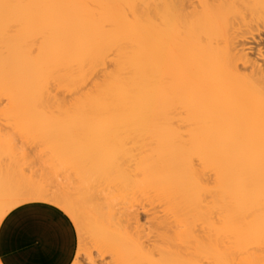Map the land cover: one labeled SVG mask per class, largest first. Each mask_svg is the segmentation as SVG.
<instances>
[{"label":"snow or ice","instance_id":"6c2138e0","mask_svg":"<svg viewBox=\"0 0 264 264\" xmlns=\"http://www.w3.org/2000/svg\"><path fill=\"white\" fill-rule=\"evenodd\" d=\"M0 7L54 10L56 14L43 17L41 23L53 30L88 35L99 24L95 10L117 6L86 0H33ZM120 7L138 10L135 17L131 13L127 16L132 25L142 19L139 9L155 10L150 15L158 28L146 44L141 61L150 66L155 80L163 85V92L178 95L204 129L199 147L191 149L182 162L185 183L204 189L206 194L201 198L211 207L219 191V176L213 173L217 179L214 184L202 172L211 171L212 161L227 164L254 159L258 150L264 201V42L259 58L246 54L242 50L246 39L243 30L232 37L233 21L222 16L218 10L224 6L212 0L197 5L162 0ZM238 22L243 24L242 20ZM226 25L228 36L232 37L227 53L219 38ZM103 28L111 31L108 23ZM261 32L264 35V25ZM90 51L94 52V48ZM69 52L67 47L54 52L51 71L41 85L43 92L38 94L36 103L53 95L59 98L69 89L73 100L90 98L91 110L101 109L94 133L87 139L53 147L50 141L35 134L26 114L15 119L8 112L0 114V161L9 166L0 179V264H26L14 256V252L26 250H45L59 257L53 264H99L86 224L91 211H107L112 206L130 212L129 218L140 233L134 256L123 264H240L238 260L220 258L223 246L211 253L217 258L207 261L190 256L189 252L195 247L193 237L206 241L210 228L242 239L246 226L254 224L251 214L245 217L232 210L225 216L213 210L210 216L193 223L179 210L164 204L155 214L146 208L128 207L131 194L118 175L126 173L139 180L155 171L156 164L145 158L136 136H128L121 143L118 132L139 125L140 109L158 100L159 93L150 91L138 96L123 89L110 91L111 85L121 78L115 67L122 54L119 48L106 55L93 54L95 73L82 81L73 75L76 66L63 62ZM236 84L242 87H235ZM72 111L69 108L68 115ZM105 151L110 163L97 170L96 154ZM137 211L141 213L138 219ZM258 227L264 245V215Z\"/></svg>","mask_w":264,"mask_h":264},{"label":"bare ground","instance_id":"6f19581e","mask_svg":"<svg viewBox=\"0 0 264 264\" xmlns=\"http://www.w3.org/2000/svg\"><path fill=\"white\" fill-rule=\"evenodd\" d=\"M33 0H0V4L31 3ZM92 4L116 5L95 10L99 24L88 35H74L64 30H53L41 23L45 16L56 14L54 10L0 7V114L10 113L13 118L26 114L34 130L49 136L53 147L59 144L87 139L94 133V125L101 109L91 110V100L71 98V90L46 98L37 105L36 98L42 94L41 85L46 81L53 61V54L62 47L70 49L63 62L75 65L73 75L81 81L85 76L91 78L96 63L93 54L106 55L113 48L121 49L119 62L115 65L121 78L116 80L110 91L128 90L138 96L149 92H158L159 99L146 103L139 111L140 124L119 130L122 143L128 136H136L145 158H151L156 164L155 171L137 180L134 176L120 173L117 177L131 194L128 207L146 208L155 214L161 205L179 210L187 219L195 223L202 217L210 216L213 210L228 216L232 210H238L241 216L252 215L254 224L246 226V234L236 240L227 233L209 229L206 241L202 237H193L195 247L189 255L195 258H217L211 253L218 246L224 247L222 259L238 260L240 264H261L264 261V245L259 237V222L264 215V201L261 199V172L258 150L254 159H240L231 163L212 161L211 171L202 175L206 180L217 183L213 173L219 176V191L209 207L202 200L205 190L189 186L182 176V162L186 154L199 147L204 129L188 106L178 95L163 92L152 75L147 63L141 61L146 44L154 38L158 26L154 24L149 10L139 9L142 19L132 25L127 20L131 13L137 15V9H125L121 5H147L162 0H86ZM183 3L197 5L209 0H181ZM223 5L219 13L233 21L232 37L241 30L245 40L242 50L257 58L261 55L264 25V0H212ZM243 5V7H236ZM239 20L243 21L241 25ZM111 25V31H104L103 24ZM232 37L228 36L227 25L219 38L223 40V51L227 53ZM216 38V33H213ZM94 48V52L90 49ZM246 58V57H245ZM111 62V61H110ZM235 87H242L236 84ZM67 95V97H65ZM68 103L65 104L64 101ZM71 108L72 114L68 115ZM57 113V114H56ZM35 131V132H36ZM48 138V139H49ZM47 139V140H48ZM50 141V140H49ZM57 141V142H56ZM119 155V153H113ZM97 170L110 163L109 154H96ZM2 162V161H1ZM2 164V163H1ZM3 167V166H2ZM14 167V165H12ZM8 168H0V179ZM69 178V177H68ZM70 180V178H69ZM132 214L126 209L110 207L107 211L93 210L89 213L86 227L88 236L111 255L112 264H123L134 256V244L140 233L137 224L129 218ZM141 213L137 211L138 219ZM143 227L142 224L139 225ZM251 250V251H249ZM99 252V253H100ZM98 253V252H97Z\"/></svg>","mask_w":264,"mask_h":264},{"label":"crops","instance_id":"0c3cea01","mask_svg":"<svg viewBox=\"0 0 264 264\" xmlns=\"http://www.w3.org/2000/svg\"><path fill=\"white\" fill-rule=\"evenodd\" d=\"M14 256L26 264H53V261L60 259L45 250L14 252Z\"/></svg>","mask_w":264,"mask_h":264},{"label":"rangeland","instance_id":"374dc122","mask_svg":"<svg viewBox=\"0 0 264 264\" xmlns=\"http://www.w3.org/2000/svg\"><path fill=\"white\" fill-rule=\"evenodd\" d=\"M65 97H67V95H65ZM67 98H69V97H67ZM57 114V113H56ZM36 131V130H35ZM35 134L38 136V137H40L41 139H45V140H47L48 138H49V136L47 137V138H44V136L45 135H43V137H42V134L41 133H39L38 131H36L35 132ZM46 137V136H45ZM50 140V142H51V140L52 139H48V141ZM54 142L55 141H53V142H51V143H53L54 144ZM57 142V141H56ZM52 144V145H53ZM55 145V144H54ZM2 163V164H1ZM3 166V167H2ZM9 166L8 165H5L3 162H1L0 161V168H8ZM14 167H15V165H14ZM14 167H13V169H14ZM70 178V180H71V177H69ZM69 178L68 177H66V179H68L69 180ZM88 238H89V240L91 241V243H92V245H93V247L96 249L97 247H95L96 246V244L91 240V238L88 236ZM98 249H99V247H98ZM98 249H96V252H95V255H96V257H97V259H98V261H99V264H105V262H107V261H110L112 258H111V255L109 254V253H107V252H104L103 251V249L101 248L100 250H102L101 252L100 251H98ZM98 252V253H97ZM100 252V253H99Z\"/></svg>","mask_w":264,"mask_h":264}]
</instances>
